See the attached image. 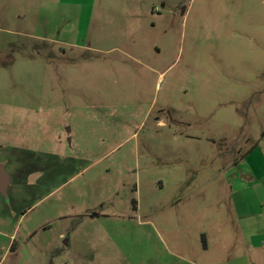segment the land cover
Masks as SVG:
<instances>
[{"label": "rangeland", "instance_id": "rangeland-1", "mask_svg": "<svg viewBox=\"0 0 264 264\" xmlns=\"http://www.w3.org/2000/svg\"><path fill=\"white\" fill-rule=\"evenodd\" d=\"M0 165V264H264V0H0Z\"/></svg>", "mask_w": 264, "mask_h": 264}, {"label": "water", "instance_id": "water-1", "mask_svg": "<svg viewBox=\"0 0 264 264\" xmlns=\"http://www.w3.org/2000/svg\"><path fill=\"white\" fill-rule=\"evenodd\" d=\"M10 183L8 175L5 173L4 168L0 165V194L6 197V190Z\"/></svg>", "mask_w": 264, "mask_h": 264}, {"label": "crops", "instance_id": "crops-1", "mask_svg": "<svg viewBox=\"0 0 264 264\" xmlns=\"http://www.w3.org/2000/svg\"><path fill=\"white\" fill-rule=\"evenodd\" d=\"M252 150V149H251ZM250 150V151H251ZM250 153V152H249ZM249 153H247V155L249 154ZM246 155V156H247ZM245 156V157H246ZM10 184V183H9ZM8 187H9V185H8ZM8 187H7V189H8ZM6 192H7V190H6ZM253 215V214H252ZM178 254V253H177ZM177 254H174V258H176V260H179L180 262L178 263V264H195L192 260H190L189 258H187V256H184V255H177Z\"/></svg>", "mask_w": 264, "mask_h": 264}, {"label": "flooded vegetation", "instance_id": "flooded-vegetation-1", "mask_svg": "<svg viewBox=\"0 0 264 264\" xmlns=\"http://www.w3.org/2000/svg\"><path fill=\"white\" fill-rule=\"evenodd\" d=\"M66 138H67V140L69 141L68 136H66Z\"/></svg>", "mask_w": 264, "mask_h": 264}, {"label": "trees", "instance_id": "trees-1", "mask_svg": "<svg viewBox=\"0 0 264 264\" xmlns=\"http://www.w3.org/2000/svg\"><path fill=\"white\" fill-rule=\"evenodd\" d=\"M12 249V246L10 247V250Z\"/></svg>", "mask_w": 264, "mask_h": 264}, {"label": "built area", "instance_id": "built-area-1", "mask_svg": "<svg viewBox=\"0 0 264 264\" xmlns=\"http://www.w3.org/2000/svg\"><path fill=\"white\" fill-rule=\"evenodd\" d=\"M263 244H264V242H263Z\"/></svg>", "mask_w": 264, "mask_h": 264}]
</instances>
